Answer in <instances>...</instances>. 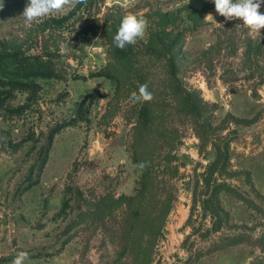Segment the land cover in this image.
<instances>
[{"label": "rangeland", "instance_id": "rangeland-1", "mask_svg": "<svg viewBox=\"0 0 264 264\" xmlns=\"http://www.w3.org/2000/svg\"><path fill=\"white\" fill-rule=\"evenodd\" d=\"M28 2L0 0V50L53 73L0 82V264H264V28L213 0H86L26 27ZM127 12L147 27L121 50Z\"/></svg>", "mask_w": 264, "mask_h": 264}, {"label": "clouds", "instance_id": "clouds-1", "mask_svg": "<svg viewBox=\"0 0 264 264\" xmlns=\"http://www.w3.org/2000/svg\"><path fill=\"white\" fill-rule=\"evenodd\" d=\"M216 12L223 16L225 21L233 19L242 20V25L249 30V35L255 38V34H260L264 28V13L259 11L264 0H213ZM86 3V0H29L25 6L22 16L25 20V26L31 27L35 21H40L44 17L50 16L52 13L62 12L66 7H74L76 4ZM133 4V0H123L121 6L128 7ZM3 4L0 3V8ZM205 21H215L212 13H208L204 17ZM237 24L236 26H240ZM147 20L143 13L127 12L121 18L117 32L114 36L115 45L124 50L126 45L135 44L137 39H142L145 35ZM62 54L65 47L61 48ZM153 99V93L148 90V84L139 85L138 92L134 91L130 95L132 102L144 103ZM148 166L147 162H140L134 165L142 173ZM27 251H19L12 264H24L28 259Z\"/></svg>", "mask_w": 264, "mask_h": 264}, {"label": "trees", "instance_id": "trees-1", "mask_svg": "<svg viewBox=\"0 0 264 264\" xmlns=\"http://www.w3.org/2000/svg\"><path fill=\"white\" fill-rule=\"evenodd\" d=\"M9 69H12V72L14 71L13 77L7 78L11 80L10 84L14 88L30 91H35L36 89L34 81L36 75L49 76L53 73L50 68H43L41 65H31V63L27 64L26 59L18 57L14 51L5 52L0 50V82H3L4 77H7ZM83 103L84 99L81 101V105Z\"/></svg>", "mask_w": 264, "mask_h": 264}]
</instances>
